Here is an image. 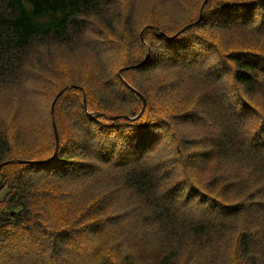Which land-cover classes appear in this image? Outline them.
Returning a JSON list of instances; mask_svg holds the SVG:
<instances>
[{"label":"trees","instance_id":"trees-1","mask_svg":"<svg viewBox=\"0 0 264 264\" xmlns=\"http://www.w3.org/2000/svg\"><path fill=\"white\" fill-rule=\"evenodd\" d=\"M208 3L209 0L203 1L197 20L176 32L169 34L155 24H148L140 31L139 42L142 50L147 48L146 56L132 54L131 60L117 69L114 75L118 91L116 100H112L103 86L104 93L99 91L95 67L75 68L65 81H57V93L49 114L52 140L45 147L47 151L52 150L50 154L39 151V130H31L33 134L13 127L0 117V165L5 163L0 167V249L10 250V243L20 244L18 252L21 254L28 252L30 244L35 243L37 264H189L190 251L205 254L207 264H219L220 258L206 250L212 242L197 243L196 240L206 242L216 236L226 237L231 229L228 242L233 233L241 229L237 234L234 259L243 264H257L258 259L264 261L263 224L260 212H254L264 209V123L253 134L242 126L246 118L251 119L244 112L255 115L264 112V41L254 37L249 45L219 52L221 41H216L217 38L209 33L204 39L198 38L201 48L184 52L175 47L181 40L186 42L181 45L184 49L195 43V29L213 30L216 20L207 15ZM230 4L221 9L223 18L217 21L218 25L233 19L264 35V0H235ZM213 12H218L216 7ZM102 13L103 0H0V94L18 85L21 65L31 56L32 49L47 42L48 38L61 42L71 38L72 41L73 37H80L82 30L96 17L100 24L115 33L116 21L106 16L102 19ZM242 16L245 17L239 19ZM99 23L94 21V24ZM103 30L100 27L97 32L103 34ZM149 33L153 37L148 42ZM119 34L133 39L137 35L132 25L123 26ZM150 43H158L160 52H167L171 58L175 54L183 55L179 70L182 74L171 83L178 84L183 91L178 92L180 97L184 95L180 107L134 81L133 72L146 76L155 66L149 61ZM214 46L219 49L216 59L233 68L229 75L246 95L241 103L244 112L228 104H218L222 99L213 88L203 89L210 84V78L207 70L199 68V62L215 59L211 53ZM223 71L217 68L216 77L225 76ZM186 88L189 92H184ZM70 91L77 93L70 95ZM167 93L172 94L169 90ZM250 98H258L263 106L248 101ZM128 102L132 106H127ZM74 106L77 108L73 113ZM59 113H64L73 123L66 137L58 123ZM54 121L60 139L57 151ZM189 121L199 123L196 135L187 140L182 136L178 139V125ZM83 123L90 128L85 130ZM80 127L88 135L90 131H97L95 146L85 142ZM76 128L78 131L74 134ZM167 140L171 142V153H163ZM35 147L38 150L30 152ZM185 148L191 150L185 154ZM174 153L177 162L184 167L202 161L218 167V161L234 163L241 159L253 168L246 170L243 176L235 173V178H231L222 174L223 168L219 167L220 172L206 182H200L195 175L192 177L194 185L178 186L168 194L173 200L178 198L182 205L194 197H198L200 203L187 202L188 215L177 211L168 214L166 209L172 210V205L165 201L166 198L160 200L159 197L168 191L161 193L165 184L170 183L168 173ZM88 177H107V181L115 184L107 191L105 200V194L98 200L79 194L70 197L74 189L68 186L74 182L85 184ZM238 177L241 178L238 180ZM60 182L64 183L55 187ZM53 188L56 193L50 191ZM199 188H206L209 196ZM128 194L136 200L131 204L154 208L151 216L140 220L141 225L147 227L149 222L160 221L175 232L174 245L154 259L141 258L130 247L121 253L119 260H112L106 252L114 247V242L90 245L89 251L82 252L86 234L91 235L90 241L106 236L104 226L113 224L118 215L103 216L107 211H118L111 202ZM184 194H187L186 201H182ZM47 202H52L53 206L48 208ZM198 203L203 206L204 213L200 218L196 217ZM68 208L78 210L71 222H66L65 212H61ZM128 211L123 212L121 218L129 219L131 210ZM253 213L258 216H252ZM73 221L74 224L69 225ZM122 230L123 227L112 229L110 237L114 238L112 234ZM138 235L141 233L128 232L132 245L140 250L145 242ZM9 257L10 254L6 255L5 260Z\"/></svg>","mask_w":264,"mask_h":264},{"label":"rangeland","instance_id":"rangeland-1","mask_svg":"<svg viewBox=\"0 0 264 264\" xmlns=\"http://www.w3.org/2000/svg\"><path fill=\"white\" fill-rule=\"evenodd\" d=\"M203 1L204 0H103L104 13L101 14L102 19L106 16L116 21L115 33H111L109 29L100 24L98 17H96L95 20L99 24H94L95 20L93 18V20H91L92 24H90L89 27L87 25L82 30L80 37H73L72 41H70L71 38H67L69 42H61L53 38H48L46 40L47 42L35 46L32 49L31 56L24 61L19 69V76L17 77L18 85L12 89H8L6 94H0V117L5 119L7 123H11L13 127H21L33 134L34 132L31 130H39L40 135L38 137V144L41 146V150L39 151L46 152L47 150H45V147L52 140L50 135L51 120L49 114L52 100L57 93V81H65L67 75L75 68L89 69L95 67L98 72L95 80L100 83L98 88L99 91L104 93V87L105 92L110 95L112 100H116L118 91H116L115 88L116 78L114 75H117V69L126 65L127 60H131L129 59L131 58L129 57L130 55L132 56V54H134V56L140 55L143 57L145 55L144 52L147 50L146 47L144 50L141 49V43L139 42L140 31L148 24H155L165 29L169 34L176 32L177 29H181L185 24L198 19ZM233 1L235 0H209L207 15H209L211 19L216 20L215 26L213 25V30L202 31L201 29H195L193 32V34H197L195 43L191 44L187 49H184L181 45L186 42L181 40L175 47H179V49L184 52L197 47L201 48L202 42L198 38L204 39V37L209 36V33L217 38L216 41H221L222 45L220 44L221 49L219 52H224L225 50L231 51L235 48L249 45L251 44L250 39L255 40L254 37L264 41V35L255 33V29L250 26L233 22V19L218 25L217 21L223 18L221 9L228 8L229 5H232L230 3ZM215 7L218 10L217 13L213 12ZM203 16L205 20L208 21L205 14H203ZM244 17L245 16H242L239 19H243ZM258 17L261 18L260 14H258ZM127 25H132L134 27L135 33L137 34L136 38L133 39L126 34H119L122 31V27ZM100 27L104 28L103 34L97 32V29ZM152 37L153 36L149 33L147 38L148 42ZM71 42H73V44ZM157 44L158 43L149 44V61L155 64L154 68L149 70V75L144 76L145 74L142 75L141 72L135 73L132 71V76L135 82H139L138 86H141L149 92L151 88V90H155L157 94H160V96L170 104L172 103L175 107H180L182 104L181 99L184 95L180 97L178 92L182 93L183 91L178 84L173 86L171 83L178 75L182 74L179 70L183 55L175 54L171 58L167 52H160V48ZM213 49L214 51L211 52L215 58L213 61L199 62V68L204 71L207 70L208 77L210 78V84H206L203 89L213 88L214 92L222 99L218 104H228L235 107L238 111L244 112L241 103L243 100L245 101L246 95L243 93L240 86L234 83L229 75L232 73L233 68L216 59L219 49L215 46L212 50ZM242 51L244 52V50ZM27 52L30 54L31 50ZM185 56L188 57V55ZM217 68H222L224 70L223 74L226 75L216 77ZM128 76L131 75L129 74ZM145 86H147V88L149 87V89H146ZM170 89H173L174 92L172 93ZM168 90L172 94H168ZM184 92L189 91L186 88ZM76 93L77 91H70V95ZM259 96H261V94ZM251 100L261 105L258 98L248 99V101ZM127 106L132 105L128 102ZM168 106L171 111V105ZM76 108L77 106H74L73 113L74 109L76 111ZM244 113L246 116H251V119L246 118L242 126L248 129L250 134H253L257 129L259 130L264 123L262 121L264 112L260 111L259 115L249 112ZM58 123L61 126L62 135L64 137L68 136L69 128H73V123L64 113H59ZM197 125H199V123H195L194 121L179 124L178 139L180 136L185 138V140L189 139L191 136H195L198 130ZM83 128L88 130L90 127L83 123ZM77 131L76 128L74 134L77 133ZM80 131L81 134L84 135L85 142H87V144L90 142L92 146H95V133L97 131H90L89 135L86 131L82 130L81 127ZM170 147L171 142L169 140L165 141L163 153H171V150H169ZM33 149L34 150H30V152L38 150L37 147ZM190 150L191 149L185 148V154ZM51 152L52 150L47 151L46 154H50ZM171 155V166L168 173V180L170 183L165 184L161 193L166 190L168 191L162 193L160 195L162 197H159L160 200L166 198L165 201L172 205V210L168 211L166 209L168 214H173L177 211L178 213H185L188 215L189 209L187 208V202H199V198L194 197L182 205V202L178 198L173 200L172 196L168 194L178 186L184 188L194 185L192 177L195 178V175L200 182H206L207 179L220 172L219 167L223 168L222 174L229 175L231 178H235V173L243 176L246 170L253 168L241 159L235 160L234 163H219L218 161V167L217 165L212 167L208 161H202L196 164L193 162L191 165L184 167L182 163L177 162V155L175 153ZM250 161L254 163L253 160ZM106 178L107 177H88L86 183L82 185L80 182H74L72 186H68V189H74V193L70 197L79 194L82 196H89L93 200H98L105 194V198L103 199L105 200L108 196L107 191H110L115 186L112 181H107ZM240 178L241 177H238V180ZM62 183L64 182L58 183L55 187H59ZM199 189L209 196L206 188ZM50 191L56 193L54 188ZM129 197V194L125 198L119 196V198L111 202L118 211H107L106 216H103V218L110 215H118L113 220L114 223L108 227L104 226V228L107 229L105 231L106 236L104 237L95 238V240L90 241L91 235L86 234V239H83L84 248L82 252L89 251L90 245L102 244L101 242H114V247H111L110 251L106 252L112 260H119L121 253L130 247L133 252L141 258L154 259L157 257L156 255L168 250L174 245L175 232L165 227L160 221L149 222L147 223V227L141 225L140 220L145 216H151L154 213V208L148 206L140 207L137 203L131 204L136 200H132V198ZM186 200L187 194H184L182 201ZM199 203L197 205L198 213L196 216L198 218L204 216L203 206ZM129 204L131 205L128 206ZM47 206L48 208L53 206L52 202H47ZM128 209L131 210L130 218H121L120 215L128 211ZM61 212H65L66 222H71L74 217L78 215V210L75 208L62 209ZM254 212H260L264 233V209H255ZM252 216L258 215L253 213ZM73 224L74 221L69 225ZM239 225H241L240 221ZM118 227H123V230L113 233L112 235L114 238L110 237L111 230ZM129 230H132L135 234L141 233V235L138 236L142 242H145V245L140 250L132 245V241L129 240ZM240 230L241 229H237L233 233L232 239L228 242H226V239L229 238L233 232L231 229L228 230L230 234L226 237L216 236L212 241L204 242L196 240V242H212L206 250L220 258L219 264H243L240 261V263H238L234 259L235 246L238 243L237 234ZM84 234H80V236ZM19 246L20 244L10 243V250H6V247L0 249V264H37V262L34 261V256L38 253L35 251L36 244L31 243L30 250L21 254L18 252ZM256 250L258 254H261L259 249ZM186 251L188 252L190 250L187 248ZM262 252H264V250H262ZM9 254V259L5 260V256ZM23 257L29 258L24 259ZM190 257L192 258L188 260L189 264H207L205 262L206 255L203 253L199 254L190 251ZM209 264L213 263L210 262ZM257 264H264V261L258 259Z\"/></svg>","mask_w":264,"mask_h":264},{"label":"water","instance_id":"water-1","mask_svg":"<svg viewBox=\"0 0 264 264\" xmlns=\"http://www.w3.org/2000/svg\"><path fill=\"white\" fill-rule=\"evenodd\" d=\"M206 1H207V0H206ZM143 100H144V106H145V105H146V100H145L144 98H143ZM52 113L54 114V103H53V105H52ZM54 129H55V134H56V139H57V146H56V151H57L58 148H59L60 139H59V134H58L57 125H56L55 121H54ZM25 161H27V160H20V162H25ZM3 164H5V163H2V164L0 165V167H1Z\"/></svg>","mask_w":264,"mask_h":264}]
</instances>
